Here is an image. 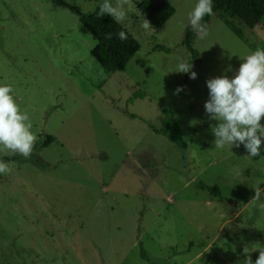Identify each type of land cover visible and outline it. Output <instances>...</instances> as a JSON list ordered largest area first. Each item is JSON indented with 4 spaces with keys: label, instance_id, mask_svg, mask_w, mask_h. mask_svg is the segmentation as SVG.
<instances>
[{
    "label": "rangeland",
    "instance_id": "374dc122",
    "mask_svg": "<svg viewBox=\"0 0 264 264\" xmlns=\"http://www.w3.org/2000/svg\"><path fill=\"white\" fill-rule=\"evenodd\" d=\"M61 1L0 0V85L13 86L38 137L31 157L10 155L13 171L0 177V264H244V249L254 262L264 194L250 200L264 189V155L215 148L218 121L204 103L208 79L232 78L264 49V17L249 28L215 12L208 35L193 39V80L173 71L189 61L183 37L198 0H169L173 15L148 31L132 0L121 24L140 48L108 74L79 24L103 0ZM169 107L186 148L153 130Z\"/></svg>",
    "mask_w": 264,
    "mask_h": 264
},
{
    "label": "clouds",
    "instance_id": "9594fccd",
    "mask_svg": "<svg viewBox=\"0 0 264 264\" xmlns=\"http://www.w3.org/2000/svg\"><path fill=\"white\" fill-rule=\"evenodd\" d=\"M133 7L132 0H103L99 5L98 17L111 16L117 23L127 19L128 10ZM214 15L213 0H198L194 9L188 14L191 28L201 39L208 35V26L203 18ZM141 27L145 30H154L150 21L144 19ZM111 39V33L106 34ZM118 38L127 40V33L120 31ZM236 74L229 78L227 75L210 78L206 81L209 90V99L204 103L205 112L218 124L212 127L214 147L223 149L227 146L245 148L247 155L255 157L260 154L264 146V49H256L243 59ZM192 64L180 62L173 72L189 73L190 79H196L197 73L191 71ZM182 90L177 87L176 93ZM15 89L11 84L0 85V151L7 155H21L30 158L35 149L38 137L31 129L33 127L27 110L22 109L14 99ZM12 168L0 161V174L9 175ZM255 195L250 202L259 201L264 189L257 186ZM264 209V203L259 205ZM244 264H264V248L259 249V255L253 262L247 253Z\"/></svg>",
    "mask_w": 264,
    "mask_h": 264
},
{
    "label": "trees",
    "instance_id": "16d2710c",
    "mask_svg": "<svg viewBox=\"0 0 264 264\" xmlns=\"http://www.w3.org/2000/svg\"><path fill=\"white\" fill-rule=\"evenodd\" d=\"M58 4H63L61 0H53ZM102 3H99V5ZM97 5L92 11L79 15L80 26L88 31L95 45L91 49V56L108 74L115 71H123L131 57L139 50V41L121 23H117L111 16H97L99 11ZM139 12L150 21L155 27L163 25L174 13L175 8L169 0H140L136 2ZM223 12L229 17H237L249 28L255 27L264 17V0H213V12ZM212 16V15H211ZM211 16L206 15L203 23L208 25ZM225 23L239 36L241 31L228 18ZM127 33V40L121 41L118 38L120 31ZM111 33V39L106 38V34ZM196 32L187 27L183 37V44L190 53L189 61L196 62L199 58V51L193 46V39ZM176 110L173 108H163V117L160 126L154 128L156 133L167 136L173 143L181 148L187 147V142L183 136V129L175 118ZM134 117V116H132ZM51 138L47 142H50ZM264 146L260 149V155H264ZM258 156H255L256 159ZM12 160V156L5 155L0 161ZM1 177V174H0ZM202 189L213 191L214 195L219 196L218 189L200 183Z\"/></svg>",
    "mask_w": 264,
    "mask_h": 264
}]
</instances>
